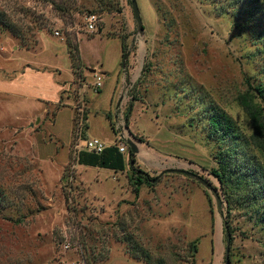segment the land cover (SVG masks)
<instances>
[{
	"label": "rangeland",
	"instance_id": "374dc122",
	"mask_svg": "<svg viewBox=\"0 0 264 264\" xmlns=\"http://www.w3.org/2000/svg\"><path fill=\"white\" fill-rule=\"evenodd\" d=\"M136 3L142 34L130 0H0V264H225V220L229 264H264V156L239 101L264 114V0ZM214 112L239 135H211ZM118 133L154 179L138 194L128 166L77 162Z\"/></svg>",
	"mask_w": 264,
	"mask_h": 264
},
{
	"label": "trees",
	"instance_id": "16d2710c",
	"mask_svg": "<svg viewBox=\"0 0 264 264\" xmlns=\"http://www.w3.org/2000/svg\"><path fill=\"white\" fill-rule=\"evenodd\" d=\"M4 19V18H2ZM0 18V22L2 20ZM121 39V50H122V65L125 63V58H126V53H125V40L124 38ZM69 47V56L71 57V48L69 44H67ZM254 93L258 95V97L262 100H264V88L263 87H258L254 88ZM240 105L246 114L250 127L252 129V134L250 136V143L255 148L257 151L262 153L264 156V114H263V109L261 107H257L255 104L253 105L252 100L248 96H240ZM132 112V103H130L127 108L126 112L124 115V120L125 126L128 127V119L129 116ZM79 112L77 111V116ZM106 118L109 120L110 127L113 131H115V128L113 126L112 120L110 113L106 115ZM209 124H210V134L211 135H219L222 139H227L231 137H235L239 135V132L235 128L234 124H232L231 120L229 118L223 116L220 113L214 112L211 114L210 119H209ZM78 164L84 165V166H89V167H97V168H103V169H109L112 170L113 172H123L127 166L129 170L131 171V176L132 179L134 180V187L133 191L135 194H138L140 186L142 184H147L149 186H152L153 183L152 181L154 180L153 178H149V176L141 172L138 169H135L134 165L136 163L135 160V155H133L129 150H128V161L126 162L124 155L119 153L117 148L112 145L109 146L104 150L103 153L96 155L93 153H87V152H81L78 156L77 160ZM212 174L218 179L219 183L221 185L225 186V179L223 178V174L221 172H212ZM2 191L0 190V203L3 204L5 203V197L2 195ZM3 207V206H0ZM223 228H224V233H225V238H226V243L230 245L232 241V235L231 231L229 229V225L227 220L223 222ZM144 252V251H143ZM147 258L151 259L149 255H146ZM160 264H163L162 260H158Z\"/></svg>",
	"mask_w": 264,
	"mask_h": 264
},
{
	"label": "built area",
	"instance_id": "2783aa9c",
	"mask_svg": "<svg viewBox=\"0 0 264 264\" xmlns=\"http://www.w3.org/2000/svg\"><path fill=\"white\" fill-rule=\"evenodd\" d=\"M97 23V18L95 15H89L87 18V28L90 32H93L95 30V25ZM95 86L97 87L96 89L101 88L102 86V78L95 74ZM118 141H117V145H114L117 150L119 151V153L125 155L126 153H128V145L125 143H123V135H120V133H118ZM109 146L106 145L104 142H102L100 139L98 138H88L83 142V150L85 152L88 153H93L96 155H99L101 153L104 152V150L106 148H108Z\"/></svg>",
	"mask_w": 264,
	"mask_h": 264
},
{
	"label": "water",
	"instance_id": "95a60500",
	"mask_svg": "<svg viewBox=\"0 0 264 264\" xmlns=\"http://www.w3.org/2000/svg\"><path fill=\"white\" fill-rule=\"evenodd\" d=\"M131 1V7H132V11H133V16H134V20L137 24V29L139 34L143 33V26H142V20L140 17V11L138 9L136 0H130ZM128 148L129 151L135 155L138 153V148L136 147V145H134L131 142H128ZM169 172H175V173H180V174H184L185 176L191 177L194 180L198 181L200 184L207 186L208 184L202 180L198 175L193 174L191 172H187V171H181V170H169ZM219 202V201H218ZM220 205V204H219ZM229 245L227 244L226 249H225V264H229Z\"/></svg>",
	"mask_w": 264,
	"mask_h": 264
},
{
	"label": "crops",
	"instance_id": "0c3cea01",
	"mask_svg": "<svg viewBox=\"0 0 264 264\" xmlns=\"http://www.w3.org/2000/svg\"><path fill=\"white\" fill-rule=\"evenodd\" d=\"M100 73L102 74V76L104 75V72L102 70H100Z\"/></svg>",
	"mask_w": 264,
	"mask_h": 264
}]
</instances>
